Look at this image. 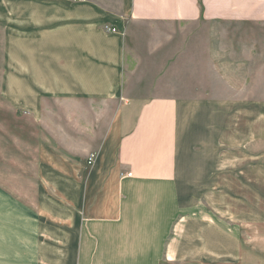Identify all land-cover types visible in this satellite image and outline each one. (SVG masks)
<instances>
[{"label":"crops","instance_id":"obj_1","mask_svg":"<svg viewBox=\"0 0 264 264\" xmlns=\"http://www.w3.org/2000/svg\"><path fill=\"white\" fill-rule=\"evenodd\" d=\"M219 23L264 24V0H0L1 97L43 129L34 209L2 227L0 264L247 258L242 233L264 215L235 213L230 159L249 114L235 118L232 101L128 91L144 62L128 40L134 29L172 36ZM177 53L165 73L179 75L163 81L207 88L197 63L183 59L203 54ZM248 167L259 171L260 162Z\"/></svg>","mask_w":264,"mask_h":264},{"label":"rangeland","instance_id":"obj_2","mask_svg":"<svg viewBox=\"0 0 264 264\" xmlns=\"http://www.w3.org/2000/svg\"><path fill=\"white\" fill-rule=\"evenodd\" d=\"M139 29H134L128 39L130 45L144 51V57L139 59L144 62L138 64L131 77L129 74L128 91L132 96L232 101L227 106H232L235 118L245 113L251 117L250 129L234 137L230 159L235 163L234 210L245 216L260 213L261 217L264 215V123L261 117L257 121L253 116H264V24L219 23L211 30L199 27L194 34L190 30L172 36L159 32L157 37L150 35L146 26ZM1 44L0 30V75ZM181 48L203 54L183 59L197 63L195 68L201 70L197 80L207 88H185L183 83L163 81V77L179 75V72H165L176 68L173 64L179 58L175 55ZM149 77L162 78L160 86L139 87ZM42 138L43 129L31 118L17 115L0 94V231L3 226L10 228L23 209H34L36 150ZM253 162H260L259 171L249 169ZM249 228V232L242 233L247 258L239 255L235 264H264V224L255 226L254 230Z\"/></svg>","mask_w":264,"mask_h":264},{"label":"built area","instance_id":"obj_3","mask_svg":"<svg viewBox=\"0 0 264 264\" xmlns=\"http://www.w3.org/2000/svg\"><path fill=\"white\" fill-rule=\"evenodd\" d=\"M92 164H93V157H91L89 160V165H92Z\"/></svg>","mask_w":264,"mask_h":264}]
</instances>
